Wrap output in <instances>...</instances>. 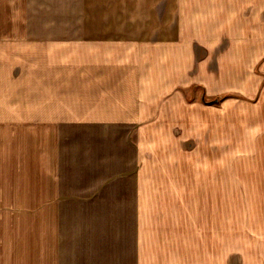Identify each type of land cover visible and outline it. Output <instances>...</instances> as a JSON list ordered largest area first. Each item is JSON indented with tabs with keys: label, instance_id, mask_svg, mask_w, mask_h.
<instances>
[{
	"label": "crops",
	"instance_id": "crops-1",
	"mask_svg": "<svg viewBox=\"0 0 264 264\" xmlns=\"http://www.w3.org/2000/svg\"><path fill=\"white\" fill-rule=\"evenodd\" d=\"M39 1L0 0V264H231L201 115L264 105V0Z\"/></svg>",
	"mask_w": 264,
	"mask_h": 264
},
{
	"label": "rangeland",
	"instance_id": "rangeland-1",
	"mask_svg": "<svg viewBox=\"0 0 264 264\" xmlns=\"http://www.w3.org/2000/svg\"><path fill=\"white\" fill-rule=\"evenodd\" d=\"M45 3V0H40L39 6L46 7ZM49 6V12L57 11L60 3L55 4L52 0ZM229 99L221 98L209 103L220 112L233 101V96ZM233 104V107L227 108L229 117L224 120L223 127L217 115H201V123L210 130L209 136L214 144L224 143L228 146V156L224 150V160L219 153L218 161L215 152L213 174L203 179L202 189L208 190V194H229L231 264L236 254L247 260L255 256L263 264L264 105L250 101Z\"/></svg>",
	"mask_w": 264,
	"mask_h": 264
}]
</instances>
